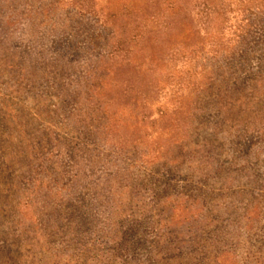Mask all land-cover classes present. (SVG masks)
Returning <instances> with one entry per match:
<instances>
[{
  "label": "rangeland",
  "instance_id": "1",
  "mask_svg": "<svg viewBox=\"0 0 264 264\" xmlns=\"http://www.w3.org/2000/svg\"><path fill=\"white\" fill-rule=\"evenodd\" d=\"M261 8L0 0V264H264Z\"/></svg>",
  "mask_w": 264,
  "mask_h": 264
},
{
  "label": "trees",
  "instance_id": "2",
  "mask_svg": "<svg viewBox=\"0 0 264 264\" xmlns=\"http://www.w3.org/2000/svg\"><path fill=\"white\" fill-rule=\"evenodd\" d=\"M260 11L264 13L263 8H261ZM212 30L215 31L216 34L212 36V50H210L209 53L213 56V61L217 63H220L221 58L226 56V59L229 60V65L237 64L233 63V60H240L242 64L249 65L250 62L247 59L248 57H253L254 54L264 51L260 43L253 40V38L257 37L259 34H264V26H261L255 21L250 23L248 27L241 26L239 30H236V33L229 34L234 37L233 40L231 38L226 39L228 33H226L223 28L214 27ZM260 73L262 74L260 77H252L249 79L251 81L249 87L252 85L256 88H263L264 95V73ZM214 86L213 84L210 89H213Z\"/></svg>",
  "mask_w": 264,
  "mask_h": 264
}]
</instances>
